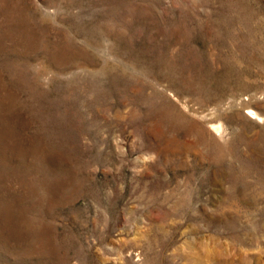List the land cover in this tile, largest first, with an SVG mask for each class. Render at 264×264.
I'll use <instances>...</instances> for the list:
<instances>
[{
	"label": "rangeland",
	"instance_id": "374dc122",
	"mask_svg": "<svg viewBox=\"0 0 264 264\" xmlns=\"http://www.w3.org/2000/svg\"><path fill=\"white\" fill-rule=\"evenodd\" d=\"M263 119L264 0H0V264H264Z\"/></svg>",
	"mask_w": 264,
	"mask_h": 264
},
{
	"label": "bare ground",
	"instance_id": "6f19581e",
	"mask_svg": "<svg viewBox=\"0 0 264 264\" xmlns=\"http://www.w3.org/2000/svg\"><path fill=\"white\" fill-rule=\"evenodd\" d=\"M249 113L250 114H252L253 115V117H257L258 119H262V117L256 112V111H254L253 109L251 110H249ZM264 120V119H263ZM213 128H215L216 129V132H218V133H221L222 132V129H221V127L220 126H215V125H213L212 126ZM222 135V134H221ZM222 137V136H221ZM164 150V149H163ZM178 151V150H177ZM182 151V150H181Z\"/></svg>",
	"mask_w": 264,
	"mask_h": 264
}]
</instances>
